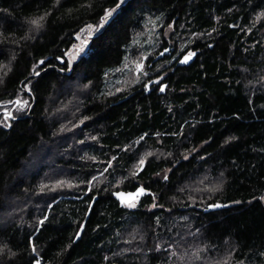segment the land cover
Masks as SVG:
<instances>
[{
  "label": "trees",
  "instance_id": "trees-1",
  "mask_svg": "<svg viewBox=\"0 0 264 264\" xmlns=\"http://www.w3.org/2000/svg\"><path fill=\"white\" fill-rule=\"evenodd\" d=\"M54 2L0 0V120L4 107L19 117L0 127V243L17 253L0 264H29V239L42 264H264V0H123L102 27L103 9L120 0H62L21 40L26 20ZM148 16L172 25L158 62L176 58L108 92ZM88 24L91 37L80 32ZM76 33L88 43L71 61ZM188 51L194 59L177 65ZM16 99L29 107L17 112L7 104ZM141 185L135 208L112 196Z\"/></svg>",
  "mask_w": 264,
  "mask_h": 264
},
{
  "label": "snow or ice",
  "instance_id": "snow-or-ice-1",
  "mask_svg": "<svg viewBox=\"0 0 264 264\" xmlns=\"http://www.w3.org/2000/svg\"><path fill=\"white\" fill-rule=\"evenodd\" d=\"M62 3V0H55V2L53 3L52 7L48 9V11L44 12L42 15H38L34 18L31 19H27L26 23L30 26L29 27V33H26L25 36L21 37V40H28V39H33L35 38L34 34L38 33L41 31V29H43L45 27V22L48 20V18L50 17L53 9L57 8L60 4ZM123 4V0H120V2L116 5L115 8H104L103 9V15L100 17V26L102 27L110 18H112V16L114 15L115 11L121 7ZM81 8L87 9L89 7H91V3L87 2L85 4L80 5ZM3 11H7L6 9ZM72 10L70 9L69 12H71ZM261 16H264V12H262L260 14V16L257 17V19H260ZM172 25H169V28H171ZM85 29L88 30V35L91 37L95 34V32L97 31L96 28H94L93 25L88 24L85 26V28L80 29V32H84ZM250 30V29H249ZM3 33H0V36H2ZM77 38H79L80 33H76ZM18 43V41L16 42ZM88 41L84 40L82 41V43L80 44V46L77 48L75 45L73 46L74 48H76V52L77 55L79 54H83L85 51V45H87ZM165 52L168 51V49H164ZM67 55V54H66ZM196 53L193 51H188L186 55H184L183 59L180 61L181 63H187L193 56H195ZM76 56H73L72 59H76ZM16 56L15 54L12 55L11 59L9 60V64L11 63L12 60H15ZM57 59H61V57H57ZM45 63V61L43 59L37 61L35 64L32 65L33 69L36 68L37 64L39 65H43ZM69 63H71V61H69ZM137 71L142 70V63H138L137 64ZM8 68V65L5 64H0V72H2L3 74L0 75V83L3 82V77L6 76L8 74L7 71H3L4 69ZM33 75H39V72H34ZM146 75V73H145ZM157 81H159V77H157ZM157 81H150L149 84H145L144 88L146 90L150 89V84L152 83H157ZM157 86L159 87L160 91L163 92L165 91V87L162 83H158ZM25 89L30 90L29 85L25 84L24 85ZM7 104H10L13 108L16 109L17 112H23L27 107H29L28 102L27 101H22L20 99H16L14 101H7ZM3 112V118L2 120H0V127L3 128H10L12 126L11 121L17 120L19 117H17L16 115L13 114V112L7 108L4 107L2 109ZM87 119V118H85ZM92 139H96L95 137H92ZM236 139V137L234 136H229L227 139L224 140V143L227 144L229 143V141ZM144 140V136L139 137V141H143ZM127 148V146H126ZM193 151H195V149H193ZM152 153H145L143 156L140 157V159L138 160V165L135 168V170L133 172L130 173L131 177L135 178L145 167V163H146V158L148 156H151ZM91 159H95V157H91ZM116 157H113L112 160H108L107 164L109 166V168L112 166V162L113 160H115ZM185 159H187V157H185ZM108 168L104 169V172H107ZM101 176H103V173H100ZM222 175V174H221ZM125 179H127V177H125ZM164 179L167 180L168 176L165 175ZM97 180V176H92L91 180H86V181H82V183H85L87 185H92L93 181ZM65 181H56V185L59 187H63L65 186ZM67 186L72 187L73 185L71 184V182H67ZM47 186L46 185H41L40 187V191H44L45 188ZM213 191L217 190V188H213ZM89 191H91V188H89ZM147 191L146 187L141 185L140 187L136 188V191L134 194H129L130 196H132L135 199H138L141 195L145 194V192ZM115 195H117L120 200L121 203H124L127 205V207L129 208H135L136 204L134 202H130V201H126L124 199V195L122 193H115ZM260 199L264 200V197H260ZM238 203V202H237ZM155 206V205H153ZM49 207H51V205H49ZM89 207H91V205H89ZM208 207L210 208H216V207H223V205L220 204H209ZM186 219V218H185ZM48 220V216L45 215L41 220L38 221V223L40 225H44L45 221ZM79 228L81 230H83L84 225L81 224L79 225ZM39 230V229H37ZM82 235V231H77L74 236L75 238H80ZM29 244L31 245V253L35 254L34 256H30L29 257V264H42V257L40 256L36 246L34 243H32L31 239H29ZM161 247L160 244L156 245L157 250H159ZM5 254H7L10 258L11 257H15L17 255L16 252H13L7 243H0V257H3ZM60 253H58L59 255ZM195 258L197 260L200 259L199 254L197 253L195 255ZM105 259H108V257H105Z\"/></svg>",
  "mask_w": 264,
  "mask_h": 264
},
{
  "label": "rangeland",
  "instance_id": "rangeland-1",
  "mask_svg": "<svg viewBox=\"0 0 264 264\" xmlns=\"http://www.w3.org/2000/svg\"><path fill=\"white\" fill-rule=\"evenodd\" d=\"M168 27L161 26L159 18L151 16L146 17L142 30L136 33L134 39L128 45V52L122 64L110 71L109 77L106 80V90L108 92L125 90L128 86L131 88L145 75V73H149L148 68L156 71L176 58L177 54L174 56L172 55L174 58L169 59L166 63H159L158 59L152 61L155 55L158 54V49H160L157 47V40H161L160 35L162 33L164 34V36L162 35V40L165 39V36L169 34ZM82 36V34L79 36V40L81 41L76 45L77 48L83 40H86V38ZM73 56H76V49L70 55L71 61H73ZM138 63H142L143 65L140 71H137L136 66Z\"/></svg>",
  "mask_w": 264,
  "mask_h": 264
},
{
  "label": "water",
  "instance_id": "water-1",
  "mask_svg": "<svg viewBox=\"0 0 264 264\" xmlns=\"http://www.w3.org/2000/svg\"><path fill=\"white\" fill-rule=\"evenodd\" d=\"M164 49H168V51L165 52ZM164 49H162V50H161V51L155 56L154 60L160 59V58H162L163 56L169 54V52H170V47H165ZM186 54H187V52L184 53V54H182V55L180 56V58L178 59V61H177V63H176L177 65H187V64H189V63L194 59V56H193V57H192L187 63H181L180 61L183 59L184 55H186ZM117 192L122 193V194L124 195V199H125L126 201H130V200L133 198V197L130 196L129 194H134V193H135V192L114 191V192L112 193V196H113L114 199H116V200H117L118 202H120V203H121L120 198H119L117 195H115V193H117Z\"/></svg>",
  "mask_w": 264,
  "mask_h": 264
},
{
  "label": "bare ground",
  "instance_id": "bare-ground-1",
  "mask_svg": "<svg viewBox=\"0 0 264 264\" xmlns=\"http://www.w3.org/2000/svg\"><path fill=\"white\" fill-rule=\"evenodd\" d=\"M138 23V22H137ZM167 26V25H166ZM163 29V28H162ZM172 29V28H171ZM164 36V35H163ZM83 37V36H82ZM171 37V36H170ZM171 39V38H170Z\"/></svg>",
  "mask_w": 264,
  "mask_h": 264
},
{
  "label": "flooded vegetation",
  "instance_id": "flooded-vegetation-1",
  "mask_svg": "<svg viewBox=\"0 0 264 264\" xmlns=\"http://www.w3.org/2000/svg\"><path fill=\"white\" fill-rule=\"evenodd\" d=\"M145 89V88H144ZM146 90V89H145ZM150 90V89H149ZM149 90H146V91H149Z\"/></svg>",
  "mask_w": 264,
  "mask_h": 264
}]
</instances>
